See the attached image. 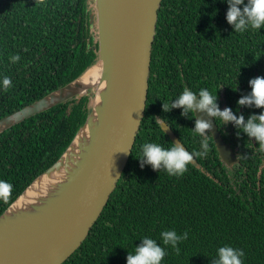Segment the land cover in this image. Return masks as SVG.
<instances>
[{
    "label": "trees",
    "instance_id": "16d2710c",
    "mask_svg": "<svg viewBox=\"0 0 264 264\" xmlns=\"http://www.w3.org/2000/svg\"><path fill=\"white\" fill-rule=\"evenodd\" d=\"M92 0H0V119L64 87L97 59ZM222 0H163L152 46L146 110L130 159L116 189L82 245L63 264H126L140 239L150 236L166 249L162 264H213L216 249H242L243 264H264V201L257 198L260 158L254 138L233 123L232 149L241 157L234 170L219 158L212 136L203 156L193 155L182 176L141 167L140 146L168 148L169 136L156 126L166 120L190 153L201 151L193 132L195 115L163 103L184 88H207L247 119L262 109L240 107L248 81L264 76V28L234 32ZM18 55L12 62L10 57ZM237 89V90H236ZM92 97L72 98L0 134V215L66 151L91 110ZM239 133V135H238ZM241 162V163H240ZM242 164V165H240ZM197 165L200 167L197 168ZM188 233L179 252L164 246L160 232Z\"/></svg>",
    "mask_w": 264,
    "mask_h": 264
},
{
    "label": "water",
    "instance_id": "95a60500",
    "mask_svg": "<svg viewBox=\"0 0 264 264\" xmlns=\"http://www.w3.org/2000/svg\"><path fill=\"white\" fill-rule=\"evenodd\" d=\"M92 1L95 62L74 81L0 119L1 134L72 98L92 97L90 113L66 151L0 215V264H63L99 219L132 154L163 0ZM194 115L211 125L222 162L237 163L214 117L199 110ZM164 133L182 143L168 124ZM190 163H197L194 156Z\"/></svg>",
    "mask_w": 264,
    "mask_h": 264
},
{
    "label": "clouds",
    "instance_id": "9594fccd",
    "mask_svg": "<svg viewBox=\"0 0 264 264\" xmlns=\"http://www.w3.org/2000/svg\"><path fill=\"white\" fill-rule=\"evenodd\" d=\"M227 3L226 20L234 32H245L250 29L260 30L264 28V0H222ZM12 62L19 60L18 55L10 57ZM251 91L237 100L240 107H255L262 109L258 114H251L247 119L243 114L237 115L231 108L221 109L217 103V94H212L207 88H200L194 92L184 88L182 92L168 103H163V110L181 108V115L194 113L195 111L206 112L209 116L223 121L233 123L248 137L258 142V150L264 152V76H257L248 81ZM11 85V78L7 75L0 77V87L7 88ZM237 90V89H236ZM156 126L165 132L166 120L155 118ZM211 125L209 122L196 119L193 132L200 137L201 151L190 153L182 143L171 144L165 148L159 143L145 142L140 146L141 167L144 164L151 165L154 170L164 169L170 176H182L187 171L189 162L193 155L203 156L208 147V138L205 136ZM239 135V133H238ZM10 185L0 181V189L5 193ZM160 240L164 246H170L174 251L179 252L178 244L187 239L188 233L178 234L175 230L161 231ZM166 255L165 247L161 246L156 239L144 236L140 243L135 246L132 252L126 256V264H162ZM242 249L234 248L225 244L216 249V256L213 264H243Z\"/></svg>",
    "mask_w": 264,
    "mask_h": 264
},
{
    "label": "flooded vegetation",
    "instance_id": "af4514ba",
    "mask_svg": "<svg viewBox=\"0 0 264 264\" xmlns=\"http://www.w3.org/2000/svg\"><path fill=\"white\" fill-rule=\"evenodd\" d=\"M225 107H226L225 103H222L221 106H220L221 109H223ZM214 119H215V122H216L218 130H219L220 126L218 125L217 119L216 118H214ZM195 121H196V118H195ZM222 123H223V121H222ZM234 131L235 130H234V128L232 126H227L225 129L222 130V132L219 130V132L221 133L223 139L225 140V142L231 148H232V145H231V141H230V138H229L230 137L229 134H231V136H232V133ZM205 134H206V137L212 136L209 130H207ZM227 135L229 137H228V140L226 141V137L225 136H227ZM252 147L255 148V154H258L259 158H260V164H259V167H258V174H257V176H258V184H257L258 196H257V198H260L262 201H264V152H261V151L258 150L259 145H258V142H256V141L253 142ZM236 158H237V163H238V161L241 159V157L240 156L239 157L236 156ZM220 160H221V158H220ZM221 162H222V160H221ZM237 163L233 164L232 166H228L227 165L228 170H234V167L238 166ZM223 164L226 165L225 163H223ZM240 165H242V164H240Z\"/></svg>",
    "mask_w": 264,
    "mask_h": 264
}]
</instances>
